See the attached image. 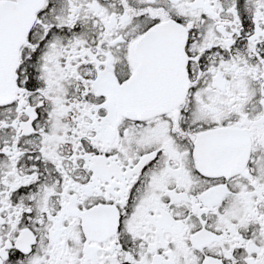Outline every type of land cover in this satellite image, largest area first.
<instances>
[{
    "label": "snow or ice",
    "instance_id": "6c2138e0",
    "mask_svg": "<svg viewBox=\"0 0 264 264\" xmlns=\"http://www.w3.org/2000/svg\"><path fill=\"white\" fill-rule=\"evenodd\" d=\"M0 264H264V0H0Z\"/></svg>",
    "mask_w": 264,
    "mask_h": 264
}]
</instances>
